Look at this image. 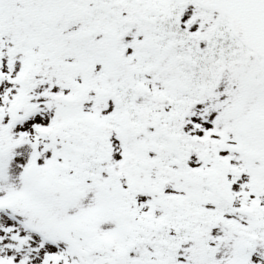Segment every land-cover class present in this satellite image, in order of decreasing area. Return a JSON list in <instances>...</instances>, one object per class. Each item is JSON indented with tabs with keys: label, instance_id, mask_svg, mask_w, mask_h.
<instances>
[{
	"label": "snow or ice",
	"instance_id": "6c2138e0",
	"mask_svg": "<svg viewBox=\"0 0 264 264\" xmlns=\"http://www.w3.org/2000/svg\"><path fill=\"white\" fill-rule=\"evenodd\" d=\"M0 264H264V0H0Z\"/></svg>",
	"mask_w": 264,
	"mask_h": 264
}]
</instances>
